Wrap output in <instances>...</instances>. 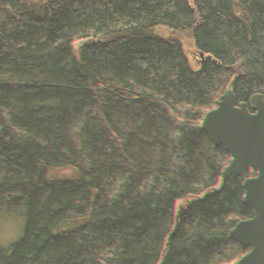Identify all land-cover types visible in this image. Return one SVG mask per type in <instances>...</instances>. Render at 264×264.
<instances>
[{"label": "trees", "instance_id": "obj_1", "mask_svg": "<svg viewBox=\"0 0 264 264\" xmlns=\"http://www.w3.org/2000/svg\"><path fill=\"white\" fill-rule=\"evenodd\" d=\"M93 1L56 121L0 112V264H264V0Z\"/></svg>", "mask_w": 264, "mask_h": 264}, {"label": "rangeland", "instance_id": "obj_2", "mask_svg": "<svg viewBox=\"0 0 264 264\" xmlns=\"http://www.w3.org/2000/svg\"><path fill=\"white\" fill-rule=\"evenodd\" d=\"M97 8V1L83 7L78 0H0V112L8 107L9 115L19 118L21 138H39L47 123L56 121L53 113L58 106L54 95L60 92L57 77L61 60L76 23ZM257 123L264 124V110ZM24 153L20 159H25ZM8 196L6 188L5 196H0V225H12L2 205ZM257 211L264 227L262 197L257 200ZM155 217V211L150 209L144 233L149 235ZM12 219L17 223V219ZM6 238L0 235V248ZM6 257L0 251V262Z\"/></svg>", "mask_w": 264, "mask_h": 264}]
</instances>
